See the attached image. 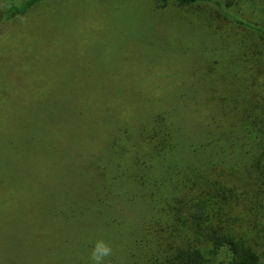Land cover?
I'll return each mask as SVG.
<instances>
[{
  "label": "rangeland",
  "instance_id": "rangeland-1",
  "mask_svg": "<svg viewBox=\"0 0 264 264\" xmlns=\"http://www.w3.org/2000/svg\"><path fill=\"white\" fill-rule=\"evenodd\" d=\"M222 8L244 24L225 23L212 5L164 6L155 0L43 2L0 29V95L6 102L68 100L70 106L89 100L94 115L100 112L92 102L99 107L103 102L97 99L113 96L104 105L124 122L133 123L137 112L139 117L142 112L148 116L178 111L174 117L187 132L216 129L215 133L227 135L243 129L247 98L258 91L255 104L264 115V90L255 84L264 76L258 75L257 61L245 56L253 54V45L260 50L250 26L264 28V0H224ZM233 54L250 61L251 68L241 73L245 82L235 77L238 66ZM39 167L43 168L41 161L35 166L0 161L1 195L8 196L9 190L17 194L12 186L24 192L14 199L18 203L0 210V264H145L149 250L145 244L95 235L93 221L99 218L87 212L95 194L86 182L78 185L81 190L71 186L67 192L72 207L87 213L82 232L56 224L51 212L55 209L45 208L42 170L31 172ZM20 175L24 181H18ZM76 232L90 238H75Z\"/></svg>",
  "mask_w": 264,
  "mask_h": 264
},
{
  "label": "trees",
  "instance_id": "trees-1",
  "mask_svg": "<svg viewBox=\"0 0 264 264\" xmlns=\"http://www.w3.org/2000/svg\"><path fill=\"white\" fill-rule=\"evenodd\" d=\"M19 1L0 0V29L56 0ZM155 1L164 6L212 5L225 23L244 24L225 12L224 0ZM250 30L260 50L249 46L253 54L245 56L257 61L258 75L264 76V28ZM233 55L235 77L242 79L250 61ZM257 81V89L264 90V80ZM114 89L120 95V88ZM259 94L247 98L246 126L227 135L216 129L187 132L174 117L178 111L142 112L139 117L137 112L133 123L124 122L104 105L113 96L97 99L103 102L99 107L93 101L100 112L94 115L89 100L70 106L68 100L6 102L0 95V161L22 166L41 161L43 168L31 172L42 170L46 211L55 209L56 224L80 232L87 213L72 207L67 192L71 186L81 190L78 185L86 182L95 194L87 205L88 214L99 218L93 221L95 235L145 244V264H264V115L255 104ZM29 188L34 196L35 189ZM11 189L15 197L10 190L6 197L0 191V210L24 194Z\"/></svg>",
  "mask_w": 264,
  "mask_h": 264
},
{
  "label": "clouds",
  "instance_id": "clouds-1",
  "mask_svg": "<svg viewBox=\"0 0 264 264\" xmlns=\"http://www.w3.org/2000/svg\"><path fill=\"white\" fill-rule=\"evenodd\" d=\"M98 247L102 248L103 245H98ZM107 251H108L107 248H103V252H104L105 255L107 254ZM96 259H97V261H99L101 259V257L97 256Z\"/></svg>",
  "mask_w": 264,
  "mask_h": 264
}]
</instances>
